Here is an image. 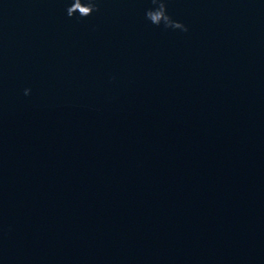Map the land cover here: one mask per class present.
<instances>
[{"label":"water","instance_id":"95a60500","mask_svg":"<svg viewBox=\"0 0 264 264\" xmlns=\"http://www.w3.org/2000/svg\"><path fill=\"white\" fill-rule=\"evenodd\" d=\"M73 2L0 0V264H264V0Z\"/></svg>","mask_w":264,"mask_h":264},{"label":"clouds","instance_id":"9594fccd","mask_svg":"<svg viewBox=\"0 0 264 264\" xmlns=\"http://www.w3.org/2000/svg\"><path fill=\"white\" fill-rule=\"evenodd\" d=\"M151 2L156 7L146 11V19H148L152 24L156 26L163 24L165 28L179 29L184 32L188 31V28L184 24L173 20L167 14V8L164 0H151ZM94 11H99L96 0H85V2H82V0H74L71 6L67 8V15L72 17L78 13L79 16L83 18L88 17ZM24 94L29 95L30 89H25Z\"/></svg>","mask_w":264,"mask_h":264}]
</instances>
